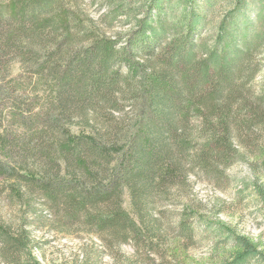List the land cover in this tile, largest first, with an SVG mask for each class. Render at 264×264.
<instances>
[{
  "label": "trees",
  "instance_id": "16d2710c",
  "mask_svg": "<svg viewBox=\"0 0 264 264\" xmlns=\"http://www.w3.org/2000/svg\"><path fill=\"white\" fill-rule=\"evenodd\" d=\"M96 4L0 0V264H41L42 228L98 246L71 264H179L204 237L232 248L220 264H264L194 193L246 162L264 209V0Z\"/></svg>",
  "mask_w": 264,
  "mask_h": 264
},
{
  "label": "rangeland",
  "instance_id": "374dc122",
  "mask_svg": "<svg viewBox=\"0 0 264 264\" xmlns=\"http://www.w3.org/2000/svg\"><path fill=\"white\" fill-rule=\"evenodd\" d=\"M88 11L94 19H97L104 7L96 2L99 0H85ZM259 62L264 63V54L259 55ZM16 70V69H14ZM263 81L262 75L257 82ZM233 178L232 183L224 190H216L207 183L199 182L195 185L194 193L203 203V214L211 221L219 219L225 225L239 234H244L257 242L264 250V209L250 195L251 189L246 188L250 179V168L246 162H240L229 169ZM264 184V177L261 180ZM123 207L130 210L127 196ZM33 238L39 242L35 254L41 264H71L82 251L89 252L91 249L98 250V246L78 236H61L42 228L34 230ZM232 250L230 246L224 250L214 251L210 238H200L195 246L178 255L179 264H220L221 257L225 252ZM166 261L173 263V257L167 255L163 259L156 253L136 252L131 246H123L114 256H104L101 264H161Z\"/></svg>",
  "mask_w": 264,
  "mask_h": 264
}]
</instances>
